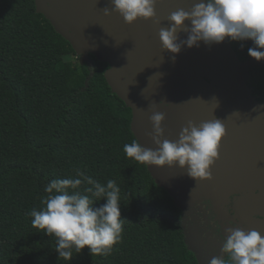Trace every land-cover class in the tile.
I'll return each mask as SVG.
<instances>
[{
	"label": "trees",
	"instance_id": "16d2710c",
	"mask_svg": "<svg viewBox=\"0 0 264 264\" xmlns=\"http://www.w3.org/2000/svg\"><path fill=\"white\" fill-rule=\"evenodd\" d=\"M89 57L90 66L81 64L34 0H0V264H198L172 198L124 153L135 139L131 111L107 85L108 65ZM76 169L102 184L115 180L125 220L110 255L85 247L63 261L56 238L27 213L43 207L47 183Z\"/></svg>",
	"mask_w": 264,
	"mask_h": 264
},
{
	"label": "water",
	"instance_id": "95a60500",
	"mask_svg": "<svg viewBox=\"0 0 264 264\" xmlns=\"http://www.w3.org/2000/svg\"><path fill=\"white\" fill-rule=\"evenodd\" d=\"M34 2L36 13L70 44L81 64L90 66L91 55L108 65L106 83L130 109V130L142 147H157L151 139L154 112L165 115L162 139L169 141H177L189 121L198 126L221 120L226 135L210 168L211 179L195 180L178 166L146 165L147 170L183 213L202 200L222 211L231 195L241 193L236 210L248 223L243 230H256L264 237V104L247 86L249 71L264 66V60L241 62L226 40L212 45L200 42L172 54L159 39V30L169 26L172 12L190 11L206 0H157L155 19L132 24L115 11L104 15V7L112 9L111 0ZM178 38L185 39L186 33L181 30ZM249 212L262 219L250 217ZM185 243L194 252L188 240ZM197 262L201 264L199 257Z\"/></svg>",
	"mask_w": 264,
	"mask_h": 264
},
{
	"label": "clouds",
	"instance_id": "9594fccd",
	"mask_svg": "<svg viewBox=\"0 0 264 264\" xmlns=\"http://www.w3.org/2000/svg\"><path fill=\"white\" fill-rule=\"evenodd\" d=\"M111 3V10L104 7V15L115 11L127 24L156 16L157 0H111ZM167 20L169 26L159 30V39L167 52L178 54L185 46L198 47L200 42L219 44L227 38L238 42L253 41L248 55L258 62L264 60V0H206V3L194 4L190 11L177 9ZM181 30L186 33L182 40L178 38ZM164 119L162 112L150 116L155 150L142 147L134 139L124 145L126 156L147 166H178L186 169L187 175L195 180L211 179L210 168L219 158L221 141L226 135L221 120L205 121L198 126L189 121L179 139L169 141L162 139ZM81 185H84L82 193L77 191ZM44 192L43 207L32 209L27 215L32 218V227L56 238L54 251L58 259L70 261L74 252L79 254L85 247L91 256L111 254L121 238L125 220L120 211L121 188L115 180L109 179L102 184L76 169L74 177L51 180ZM102 199L106 202L93 207ZM222 240V253L226 258L214 257L209 264H264V237L256 230L245 231L233 225Z\"/></svg>",
	"mask_w": 264,
	"mask_h": 264
},
{
	"label": "flooded vegetation",
	"instance_id": "af4514ba",
	"mask_svg": "<svg viewBox=\"0 0 264 264\" xmlns=\"http://www.w3.org/2000/svg\"><path fill=\"white\" fill-rule=\"evenodd\" d=\"M236 53L241 62L251 60L248 55V49L245 43H252L250 40L244 42L230 41L225 39ZM243 44V47L241 46ZM257 68H252L249 71V81L247 86L251 90V95L258 103L264 104V94L259 93V86L256 89L258 80L264 82V70H259L255 74ZM259 194V191H256ZM242 194L231 195L228 202L224 206V210L217 212L210 201L202 200L195 203L189 208L187 212L180 211L179 226L182 230L184 242L188 240L197 261L200 258L201 264H209L214 257L223 258L226 254L222 253L223 237L227 234V229L235 225L241 229H246L247 222H244L240 213L237 212V205L239 206V199ZM249 212L250 217L262 219L259 215ZM186 244V243H185ZM198 263V262H197Z\"/></svg>",
	"mask_w": 264,
	"mask_h": 264
},
{
	"label": "rangeland",
	"instance_id": "374dc122",
	"mask_svg": "<svg viewBox=\"0 0 264 264\" xmlns=\"http://www.w3.org/2000/svg\"><path fill=\"white\" fill-rule=\"evenodd\" d=\"M74 59V58H73Z\"/></svg>",
	"mask_w": 264,
	"mask_h": 264
}]
</instances>
